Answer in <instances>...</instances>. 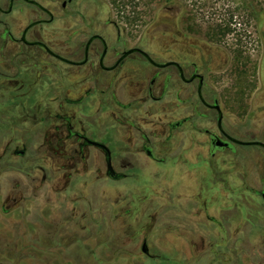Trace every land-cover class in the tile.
<instances>
[{
    "label": "flooded vegetation",
    "instance_id": "flooded-vegetation-1",
    "mask_svg": "<svg viewBox=\"0 0 264 264\" xmlns=\"http://www.w3.org/2000/svg\"><path fill=\"white\" fill-rule=\"evenodd\" d=\"M81 1L0 0V218L36 209L43 193L52 215L70 204L76 217L82 193L144 181L150 165L193 156L215 173L221 153L245 159L229 138L246 141L223 126L211 57L177 41L151 49ZM252 193L264 203V187ZM113 213L140 223L130 202ZM140 227L131 239L149 256Z\"/></svg>",
    "mask_w": 264,
    "mask_h": 264
},
{
    "label": "rangeland",
    "instance_id": "rangeland-1",
    "mask_svg": "<svg viewBox=\"0 0 264 264\" xmlns=\"http://www.w3.org/2000/svg\"><path fill=\"white\" fill-rule=\"evenodd\" d=\"M80 4L82 11L116 20L135 42H152L151 49L177 41L211 57L224 128L240 140L264 142V0ZM233 150L245 159L221 153L215 173L188 156L166 170L150 165L144 181L103 186L97 196L85 191L76 217L69 215L70 204L63 210L68 216L52 215L57 210L39 194L36 209L0 218V264H264V203L252 193L264 187V150ZM195 153L204 154L200 148ZM129 202L148 227L149 256L131 239L140 223L125 228L128 214L113 220L116 203Z\"/></svg>",
    "mask_w": 264,
    "mask_h": 264
},
{
    "label": "water",
    "instance_id": "water-1",
    "mask_svg": "<svg viewBox=\"0 0 264 264\" xmlns=\"http://www.w3.org/2000/svg\"><path fill=\"white\" fill-rule=\"evenodd\" d=\"M219 117L221 118V114L219 113ZM220 124V121H219ZM231 141L241 144V145H245V146H260L264 148V144L258 141H246V142H241V141H237L233 138H229ZM143 251L146 252L145 248L143 247Z\"/></svg>",
    "mask_w": 264,
    "mask_h": 264
}]
</instances>
